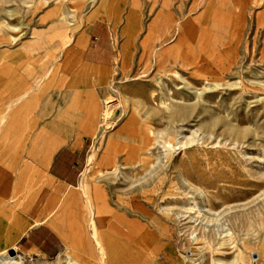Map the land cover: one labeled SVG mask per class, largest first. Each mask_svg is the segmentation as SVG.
Here are the masks:
<instances>
[{"label": "rangeland", "instance_id": "374dc122", "mask_svg": "<svg viewBox=\"0 0 264 264\" xmlns=\"http://www.w3.org/2000/svg\"><path fill=\"white\" fill-rule=\"evenodd\" d=\"M62 3L75 16L59 22L52 16ZM0 25V108L1 96L14 93L7 109L14 118L35 115L44 95L64 101L75 89L69 88L74 65L80 77L106 78L112 89L106 121L97 108L88 115L90 105L66 100L87 114L82 127L88 132L80 137V186L59 192L47 180L48 201L58 194L47 217L56 220L67 248L58 258L22 256L24 264H87L101 254L92 219L114 249L134 245L140 237L120 236L128 224L120 227L118 215L140 221L142 235L155 231L159 242L141 259L109 255L113 260L163 261L179 247L215 264L252 263L264 245V0H0ZM63 31L69 67L59 44ZM83 36L85 61L103 53L110 65L119 57L117 64L83 63ZM161 65L177 76H161ZM180 109L186 118H173ZM93 118H99L96 127ZM7 120L0 118V131ZM142 129L151 131L153 143L145 168L126 163L142 145L136 140ZM112 152L119 163H109ZM39 180L33 177L32 194ZM224 226L232 238H219Z\"/></svg>", "mask_w": 264, "mask_h": 264}, {"label": "crops", "instance_id": "0c3cea01", "mask_svg": "<svg viewBox=\"0 0 264 264\" xmlns=\"http://www.w3.org/2000/svg\"><path fill=\"white\" fill-rule=\"evenodd\" d=\"M79 42L81 57L85 61V37H81ZM94 54L96 58L83 63L110 69L119 58L110 65L103 61V53ZM13 94L8 92L1 96L4 105L0 108V118L8 119L0 131V254L15 249L25 258H58L67 247L65 238L53 227L57 225L56 220L52 222L47 217L58 199V194H55L48 201L47 180L53 181L59 192L66 187L80 186L85 171L82 158L84 144L80 137L88 132L82 127L83 118L76 102L67 103L62 98L47 99L44 95L38 101L35 115L14 118L7 110ZM12 107L14 109V105ZM33 177L43 184L38 192L32 194ZM4 183L14 185L5 186ZM15 195H23V198L14 203L11 198ZM187 252L173 247L163 261L142 264H215L204 254H195L192 260L187 257ZM105 257L98 255L87 264H127L126 259ZM251 264H264V245L253 254Z\"/></svg>", "mask_w": 264, "mask_h": 264}, {"label": "bare ground", "instance_id": "6f19581e", "mask_svg": "<svg viewBox=\"0 0 264 264\" xmlns=\"http://www.w3.org/2000/svg\"><path fill=\"white\" fill-rule=\"evenodd\" d=\"M76 1L78 2V0H76ZM63 8H64V4L62 3L56 9L55 14H53V16H52L54 19H56L59 22H60V19L65 15L75 16L73 13L70 14L68 12H65L63 10ZM6 28L11 30L12 27H11V25L6 24ZM18 28L13 27L12 29L17 30ZM62 33L65 34L66 36L63 35ZM0 34H2V32H0ZM3 34H4V32H3ZM61 34L64 37H61L62 39L61 38L59 39V44H62V46H61L62 51H65V49L63 47L65 46V44L68 43L67 38H68L69 34L67 31L66 32L63 31V32H61ZM64 56H65V61L67 63L66 65L69 67L70 66L69 51L66 50L64 52ZM76 67L77 66L74 65L71 68H69V72L73 75L69 88L70 89L75 88V89L71 90V92L65 94L67 97L64 98V102H66L67 99H70V100H74L77 102H83L84 104L90 105V110L88 112V115L92 114L94 112L95 108H97L100 118H103V120L106 121L109 118L110 110L112 109V107H111L112 102L109 100V96H108V95H110L111 90H112L111 89V82L109 80H107L106 78H101V77L95 78L92 81H90L91 79H87L85 75L80 77V74H82V73L77 71ZM166 68H167L166 65H161V68H160L161 69L160 73H162L161 76H165V77H168L169 79H172L173 76L169 75V73H173V72L169 69H166ZM49 71H51V70H49ZM86 72H87L86 74H88V70ZM96 72H98V70ZM83 73H85V72H83ZM173 74L177 76L176 72H174ZM46 76H47V74H46ZM161 89H162L161 91H164V88H161ZM95 92H97L98 97L96 96ZM153 96L154 95L152 94L151 97L153 98ZM103 98H105V99L103 101H101ZM178 111H181L184 113L181 115L174 114L173 118L185 119L186 118V110L184 111V109H180ZM85 114L86 113H81L80 117L85 116ZM14 115H20L19 110L15 111ZM98 121H99V118H93L92 122L91 121L90 122H91V125L93 127H96L98 124ZM141 131H145V130L142 129ZM141 131L140 130L136 131V140L138 138H140L142 141V145L140 147L135 146L132 149L130 155L126 158V161H127L126 163L131 164L133 166H135V165L139 166L140 165V167L145 168L146 165L149 163V160L147 158L148 157L150 158L149 153L152 150L151 147L153 146V143H152L151 136H149L151 134V131L146 130L144 133H142ZM168 145H169V143H168ZM113 154L115 156H113L112 159H109V163L110 164L113 162H115V164L119 163L120 157H119L118 153L115 152ZM91 158H92V156H91ZM149 169H148V171H150ZM125 216L118 215V219H116L118 222V225L120 227H121L123 222L126 225L128 224L127 227H125V232L119 233L120 236L125 238L127 241H133V240L138 239L139 237L140 238L137 240V242L134 245L131 246V245H128L125 243V244H122L121 247H119L118 249H114V246H113L114 244L111 242L112 240H110V239L108 240L106 238V236L105 237L102 236V237H104V239H106L107 241L105 240V242H104L103 241L104 239L102 240V237L99 235L100 231L98 232V227H97L95 221L93 219L91 220L90 226L92 229V236L94 238L96 246H98V248H99V251L101 253L100 255H103V256H106V255L109 256L110 255L111 257H113V256H116V254H117V255H120V256L125 257V258L134 257L137 259H141V258H143V256L145 257V255L148 253V251L153 249L152 247L155 246L159 242L158 241L159 238H157L155 231H154V234L146 232L145 235H142V232L144 229H143V227H141L142 225L139 223L140 221L138 222V221L134 220L133 222H130L128 220V218H126ZM113 226H115V225H113ZM194 233L195 232H193L192 236H190V237L192 238L193 241H198L199 235H195ZM218 235H219V238L223 240V239H227V238L228 239L232 238L233 233L230 231L229 228L224 226L219 230ZM2 254H0V264H24V258H22V256H20V255H17L16 257H11V256L8 257V255H7V257H6V256H1ZM67 264H77V263L68 262Z\"/></svg>", "mask_w": 264, "mask_h": 264}, {"label": "built area", "instance_id": "2783aa9c", "mask_svg": "<svg viewBox=\"0 0 264 264\" xmlns=\"http://www.w3.org/2000/svg\"><path fill=\"white\" fill-rule=\"evenodd\" d=\"M187 257L190 258V259H192V260H194L195 254L190 251V252H188Z\"/></svg>", "mask_w": 264, "mask_h": 264}, {"label": "water", "instance_id": "95a60500", "mask_svg": "<svg viewBox=\"0 0 264 264\" xmlns=\"http://www.w3.org/2000/svg\"><path fill=\"white\" fill-rule=\"evenodd\" d=\"M9 255H10L11 257L15 256V251H14V250H10V251H9Z\"/></svg>", "mask_w": 264, "mask_h": 264}]
</instances>
